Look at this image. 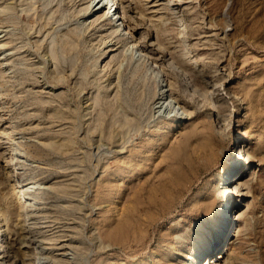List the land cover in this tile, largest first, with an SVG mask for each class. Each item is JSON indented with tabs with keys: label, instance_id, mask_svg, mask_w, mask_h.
Returning <instances> with one entry per match:
<instances>
[{
	"label": "rangeland",
	"instance_id": "rangeland-1",
	"mask_svg": "<svg viewBox=\"0 0 264 264\" xmlns=\"http://www.w3.org/2000/svg\"><path fill=\"white\" fill-rule=\"evenodd\" d=\"M87 4L0 0V226L10 264L185 262L219 234L213 190L234 137L252 162L233 180L242 194L210 252L230 240L222 264H264V0H121L131 37L118 26L117 50L99 61L114 26L92 22ZM131 40L148 58H131ZM160 86L184 118L168 114Z\"/></svg>",
	"mask_w": 264,
	"mask_h": 264
},
{
	"label": "bare ground",
	"instance_id": "bare-ground-1",
	"mask_svg": "<svg viewBox=\"0 0 264 264\" xmlns=\"http://www.w3.org/2000/svg\"><path fill=\"white\" fill-rule=\"evenodd\" d=\"M94 1L95 0H88V4L84 6L83 10L89 14L92 22H96L101 17H105L108 21H110L112 26L115 27V28L114 27L108 28L109 33L106 35V39L112 38L116 34V32H118V28H119L118 26L122 27L121 31L123 32L122 33L123 35L127 34L131 37V35H130L131 33L129 32L128 29L125 28L124 23L122 22L123 15H121L122 12L120 11V9L117 11L118 22L117 23L115 21L112 22L111 19L104 14L103 9H96V10L93 9L94 7L92 6V3ZM96 1H97L96 4H98V3H100V1L103 2L104 0H96ZM96 4H95V6H96ZM118 23H119V25H118ZM120 40H121V38L119 36H117V38H115V41H112V39H109L108 41L106 40L104 42L106 48L103 49L101 51V53L98 54L97 61H99L102 56H104L106 54L108 56L111 52L116 51L117 47L115 44H117L116 42H118ZM130 42L131 43L126 47V50L130 52L131 58H137L139 60L148 58L147 53L141 48V46L138 44V42L136 40H131ZM113 56L114 55L112 54L111 58ZM148 61H150V60L148 59ZM154 62L156 63L155 58H154ZM106 64H108V62H106L105 65ZM153 67H150V68L152 70L154 80L159 81L161 79L162 75H161L160 71L155 70V65ZM188 80L191 81V79L189 77H188ZM191 89H194L195 91L199 90V89H197V87L195 86L194 83H192ZM168 90L169 89H164L163 86H160L157 90L158 91L157 92L158 99L161 101V104H165V106L168 107V114L174 113L175 115L181 114L183 116L185 114L184 111L180 110L181 107L176 106L177 102L173 98L172 93L169 92ZM225 93L228 94L227 92H225ZM229 98L230 99L231 98L239 99V96L237 93H231V96ZM219 107H220V105L216 106L215 110H216V113H218L220 115L221 109ZM232 110L234 111V109H232ZM229 115H231V111L229 112ZM230 117L231 116H228L225 119H223V122L225 124H223V123L221 124L222 125V127H221L222 132H224L230 126ZM183 118H184V116H183ZM220 122H221V120H220ZM240 139L236 140L234 137L233 140H235V141L233 142V144H234L233 146H236L237 152L234 155V157L227 163V165L225 167V171L227 172V174L225 175V173H224V175L222 176V179H220L218 185L213 190L214 199L220 201L219 202V214L221 216V222L222 223H220L219 234L209 241V243L206 245V247L204 248V250L202 252L195 253V254H188L189 255L188 257L185 256V259H186L185 262L181 261V262L174 263V264H198L200 262H201V264H222V261L228 260V257H229L228 256V246H229L230 240H227L226 246L221 248L220 252L214 253V252H210V251L212 249L216 250L219 247V245L221 244L223 237L226 236V234H227L226 232L228 231L226 229H229L228 228L229 222L227 221L229 219H227V218H230L232 216L231 212H230V210L232 209L231 200L236 198V196H238V194L241 193L240 192L241 188L244 185L240 178L234 182H233V180L235 179V177L240 176V174L242 175L246 165L250 164L252 162V156H251L248 148L246 147V145L244 143H242V140H240ZM15 154L17 155V153H15ZM22 188H24V191H28V190H31L32 185L25 186V187L22 186ZM24 200H25V204H26L25 206L27 207V213L26 214L32 213L33 211H35L36 205H35L34 200L29 198V197H25ZM233 211H234V209H233ZM235 213H236V211H235ZM223 233H226V234L222 235ZM231 236H233V235H231ZM7 244H8V242H7L6 230L1 229V226H0V264H10V260L8 258V254H7ZM173 249H175V248H173ZM39 259H41V258H39ZM22 260H23V258H22ZM23 261L25 263V259Z\"/></svg>",
	"mask_w": 264,
	"mask_h": 264
},
{
	"label": "built area",
	"instance_id": "built-area-1",
	"mask_svg": "<svg viewBox=\"0 0 264 264\" xmlns=\"http://www.w3.org/2000/svg\"><path fill=\"white\" fill-rule=\"evenodd\" d=\"M95 0L92 3L93 9H103L104 14L111 19L112 22H118L117 11L120 9L121 11V0H104L103 2L96 4ZM96 4V6H95ZM117 9V10H116ZM116 10V11H115Z\"/></svg>",
	"mask_w": 264,
	"mask_h": 264
}]
</instances>
